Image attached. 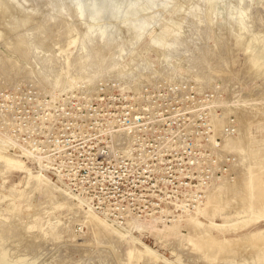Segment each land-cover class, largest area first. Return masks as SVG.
I'll return each instance as SVG.
<instances>
[{"label":"rangeland","instance_id":"1","mask_svg":"<svg viewBox=\"0 0 264 264\" xmlns=\"http://www.w3.org/2000/svg\"><path fill=\"white\" fill-rule=\"evenodd\" d=\"M12 1L29 17L0 21V264H264V0H81L144 24L120 56L102 14L115 63L59 21L52 53L18 51L60 6L82 22Z\"/></svg>","mask_w":264,"mask_h":264},{"label":"bare ground","instance_id":"2","mask_svg":"<svg viewBox=\"0 0 264 264\" xmlns=\"http://www.w3.org/2000/svg\"><path fill=\"white\" fill-rule=\"evenodd\" d=\"M168 1H170V0H150V1H148V2H150V3H155V2H158L159 4H164V5H166L167 3H168ZM239 1L240 2H244V0H238V1H236L237 3H238V5H239ZM38 2V1H37ZM40 2V1H39ZM64 3H66L67 5L66 6H69V8H71V10L70 11H72L73 13H72V15L74 14V16H75V20L77 19L78 21H80V22H82L81 23V25H71V24H69V22L67 21V23L66 22H64V21H60V20H58L57 18L59 17H57V16H55V15H57V14H60V12H61V6L59 7V10H55V15H52V17H51V15H50V18H48V19H46L44 22V24L43 25H41L40 24V26H37V27H35L34 29H33V33H32V35H27V36H23V35H20L19 34V36L17 35V36H15L14 38H15V45H16V47H17V50L19 51V48L22 50V51H24L25 53H26V55H29L30 56V54L32 55L33 54V51H32V43H31V38L33 37V38H35V40H36V42H37V45L39 46V44L41 45V46H43V47H45V50L47 51V52H51L52 53V47H51V45H50V40H49V36L47 37H39V35L40 36H43V34L45 33V31H52L51 29H52V26H53V24H55V22H60V27H61V25L63 26L62 28L64 29H61L62 30V32L60 33L61 34V36H63V37H67L68 35H72V36H74L76 33H77V31H78V28H79V26H82V30L84 29V31H85V35H87L86 37L90 40L89 41V45L91 46V48H93L92 49V54H93V59H94V54L95 55H98V57L99 56H101V57H104V59L105 58H107V60H106V62L107 61H112V63H115L116 62V60H117V58H116V56H115V53H114V51H113V48H117V44L119 43L118 42V39H117V35L115 36L114 34H111L110 32L111 31H108V30H106L105 28L103 29L102 27V29L100 28V25L98 24L99 22H100V20L102 19V14L103 15H105L104 13L108 10V8H109V11L112 9V7L110 6V5H108L107 7H105V8H101V9H89V8H87V1L85 2L84 1V3H83V1H81V0H64L63 1ZM58 3V2H57ZM57 3L55 4V5H57ZM245 3V2H244ZM243 4V3H242ZM18 5L19 6H22V4L20 3L19 4V2H17V1H12V0H0V21H1V18L2 17H4L5 16V14L7 15H9V14H11V13H15V11H16V13L15 14H17L18 12H19V9L21 8H19L18 7ZM51 5V4H50ZM60 5V4H59ZM248 5V4H247ZM246 5V6H247ZM17 8H16V7ZM64 6V5H63ZM57 7V6H56ZM241 7L243 8V6L241 5ZM22 8H23V6H22ZM53 8L55 9V7H54V5H53ZM63 9V8H62ZM247 9H248V7H247ZM21 10V9H20ZM24 10V9H23ZM52 10V9H51ZM67 10H69V9H67ZM112 10H114V9H112ZM54 11V10H53ZM59 11V12H58ZM64 11V10H63ZM115 11H116V9H115ZM131 11V10H130ZM50 12H52V11H50ZM108 12V11H107ZM106 12V13H107ZM110 12H112V11H110ZM110 12H109V14H110ZM118 12V11H117ZM248 12V11H247ZM46 13V12H45ZM64 13V12H63ZM112 13H113V15H112ZM111 13V18H113L114 19V22H118V23H121V27H122V29H124L125 31V33H127L128 34V36H130V37H128V40L130 41L129 43H128V46L126 45V46H124L123 47V49H121L122 50V52L120 53V56H122L123 55V53L125 54V53H128V52H130L132 49H133V47L138 43V41L140 40V38H141V36H142V34H143V30H144V24L142 25V24H140L141 22H132V21H129V19H126V18H123L122 16H120L118 13H114V11ZM245 13V12H244ZM29 14V13H28ZM48 14V13H47ZM123 14V13H122ZM127 14V13H126ZM237 14V13H236ZM4 15V16H3ZM46 15V14H45ZM61 15H62V13H61ZM107 15V14H106ZM129 15V14H128ZM233 15H234V13H233ZM237 15H239V12H238V14ZM247 15V14H246ZM65 16V15H64ZM69 16V15H68ZM73 16V17H74ZM102 16V17H101ZM108 16V15H107ZM242 16H243V13H242ZM245 16V15H244ZM7 17V16H6ZM5 17V18H6ZM15 17H17V18H19V19H17L16 18V23H17V25L19 26V24L22 26V24H26L27 25V19L28 18H26V17H29V16H24L23 15V12L21 13V12H19L18 13V15L16 16L15 15ZM70 17V16H69ZM72 17V16H71ZM72 17V18H73ZM232 17V14H231V16H229V19ZM247 16H245V18H246ZM5 18H4V20H5ZM14 18V17H13ZM64 18H66V17H64ZM105 18V17H104ZM244 17L242 18V17H238L237 16V18L236 17H234L231 21H229V22H231V26H232V31H233V35H234V38H235V40H236V42H237V44L239 45V47H244L245 48V46L247 45V43H245V42H248V37L249 36H247V37H245L247 34L245 33L246 32V30H245V21L243 20V19H245ZM9 19V18H8ZM12 19V18H11ZM59 19H63V15H62V17L61 18H59ZM67 19V18H66ZM69 19V18H68ZM71 19V18H70ZM2 20H3V18H2ZM10 20V19H9ZM44 20V19H43ZM63 20H65V19H63ZM12 21H14V19H12ZM29 21V20H28ZM78 21H76V23L78 22ZM41 22V21H40ZM6 23V22H5ZM43 23V22H42ZM71 23V22H70ZM73 23V22H72ZM8 24V23H7ZM13 25V24H12ZM9 26V25H8ZM18 26L16 27V28H18ZM112 26V25H111ZM117 26H118V24H117ZM13 26H9V29H10V33H12V32H14V29L12 28ZM14 27V28H15ZM20 27V26H19ZM25 27H27V26H25ZM120 27V26H119ZM15 28V29H16ZM109 28H112V27H109ZM231 28V27H230ZM19 30H20V28H19ZM17 31V30H16ZM47 31V32H48ZM118 31V30H117ZM231 31V32H232ZM114 32H115V30H114ZM113 32V33H114ZM52 33V32H51ZM124 33V34H125ZM27 34V33H26ZM120 35V34H119ZM119 37V36H118ZM87 38H86V41H88L87 40ZM245 38L247 39V41L245 40ZM33 40V39H32ZM245 40V41H244ZM34 41V40H33ZM86 41H85V43H86ZM118 42V43H117ZM121 42V41H120ZM117 43V44H116ZM30 53V54H29ZM32 58H33V55L31 56ZM30 57V58H31ZM97 57V56H96ZM48 58V57H47ZM92 57H90V59H91ZM89 59V58H88ZM89 59V60H90ZM100 59V58H99ZM103 59V58H102ZM75 60H78L79 62H80V66L81 65H85V64H89V60L87 61V63H86V60H84V59H82V58H80V57H78V59L76 58V59H74V61ZM95 60L96 59H94L93 61L95 62ZM45 61V60H44ZM100 61H102L101 59H100ZM113 61H115V62H113ZM46 62V61H45ZM105 61L103 60L102 61V64L104 63ZM110 62H109V64H107V65H111L110 64ZM77 63V61L75 62V64ZM101 62H98V65L100 64ZM91 64V66L93 65L92 64V62L90 63ZM89 64V65H90ZM7 66V65H6ZM100 66V65H99ZM8 67V66H7ZM6 67V69H9L10 68V66H9V68H7ZM82 67V66H81ZM89 67V66H88ZM101 67V66H100ZM94 68V67H93ZM108 68V67H107ZM5 70V69H4ZM76 70H78L77 68H76ZM8 71V70H7ZM10 71V70H9ZM79 71V70H78ZM11 72H12V69H11ZM77 72V71H76ZM26 73V72H25ZM30 73H32V72H30ZM30 73H27V76H29L30 75ZM44 73V72H43ZM43 73L40 75L42 78L44 77L43 76ZM49 82V81H48ZM1 228V227H0ZM3 229V228H2ZM5 230H3V234L5 235V237H16V236H18L19 234H20V232L17 230V229H13V228H9L8 229V227H7V229L6 228H4ZM0 234H1V232H0ZM20 236V235H19Z\"/></svg>","mask_w":264,"mask_h":264}]
</instances>
